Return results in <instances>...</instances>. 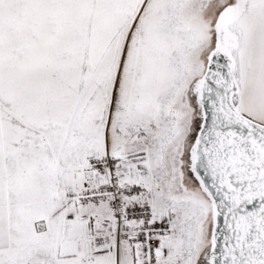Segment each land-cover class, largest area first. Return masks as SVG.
<instances>
[{
  "label": "snow or ice",
  "instance_id": "snow-or-ice-1",
  "mask_svg": "<svg viewBox=\"0 0 264 264\" xmlns=\"http://www.w3.org/2000/svg\"><path fill=\"white\" fill-rule=\"evenodd\" d=\"M0 264H264V0H0Z\"/></svg>",
  "mask_w": 264,
  "mask_h": 264
}]
</instances>
